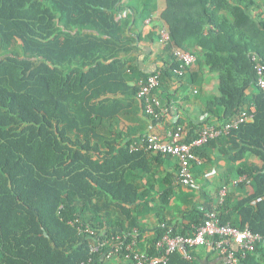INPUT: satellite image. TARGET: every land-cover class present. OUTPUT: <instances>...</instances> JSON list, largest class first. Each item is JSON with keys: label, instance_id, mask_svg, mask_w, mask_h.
<instances>
[{"label": "trees", "instance_id": "trees-1", "mask_svg": "<svg viewBox=\"0 0 264 264\" xmlns=\"http://www.w3.org/2000/svg\"><path fill=\"white\" fill-rule=\"evenodd\" d=\"M156 6L148 38L156 44L154 38L167 32L169 42L158 55V70L143 75L126 58L134 40L124 37L130 23L117 20L123 0H0V264H106L110 247L91 254L90 246L116 237L124 243L112 259L124 264L140 211L149 205L139 201V186L125 174L148 157L157 162L164 156L138 149L146 135L136 141L129 126L118 128L119 118L136 101L144 108L137 83L158 72L151 99L159 102L157 113L166 112L155 93L170 81H183L175 50L190 53L198 68L217 77L219 97L212 104L223 112L215 127L255 108L251 122L194 149L195 156L207 162L206 149L226 140L237 150L233 161L250 153L261 165L238 169L244 181L231 187L217 209L194 208L182 227L164 217L173 187L190 189L176 181L177 171L152 210L158 221L153 238L144 250L135 242L133 250L160 256L155 244L168 231L171 237L191 236L211 211L221 224L247 226L264 237V92L251 61L254 56L264 63V17L249 16L252 0H157ZM129 74H137L134 86L128 85ZM179 126L181 143L190 144L201 132ZM200 248L209 252L206 264H226L214 247ZM198 249L190 251V261L175 252L168 264H202ZM238 264H264V243Z\"/></svg>", "mask_w": 264, "mask_h": 264}, {"label": "crops", "instance_id": "crops-1", "mask_svg": "<svg viewBox=\"0 0 264 264\" xmlns=\"http://www.w3.org/2000/svg\"><path fill=\"white\" fill-rule=\"evenodd\" d=\"M156 2L157 0H123L124 10L117 17V20L124 25L126 22L130 23L125 30L124 37L131 41L134 40L132 44L134 50L126 58L133 61L138 72L143 75H149L158 70L160 67L158 55L165 47L160 39L157 40L153 37L156 44H151L148 38L151 35L149 29L157 22L158 8ZM252 2L254 6L249 9V16L253 19H257V17L261 19L264 17V0H252ZM143 10H147L145 14H142ZM162 59L168 61L167 56L162 57ZM195 64L186 71L181 83H177L176 80L170 81L155 93L159 96L163 109L166 110L162 114L166 118V122L163 120L165 130L172 127L169 119L172 120L173 118L178 121V127H180L179 123L191 127L195 126L198 133L206 125L221 124L219 117L222 115L223 109L217 104H212V101L219 97V81L216 76L208 73L207 68L200 69ZM128 77V85L134 86L137 74L133 76L129 74ZM251 93L252 91L246 92L248 98L251 97ZM123 101L128 102L127 99ZM207 108L211 109V112L208 113ZM144 113V108L142 109L141 104L136 101L132 108H127L122 117L119 118L122 125L118 128L129 126V132L132 138L137 139L136 141L140 139L139 137L149 134L163 136L164 131L158 129V122H154ZM226 142V140L214 141L213 145L205 151L208 161L200 160L199 164L192 166L191 172L200 186L199 191L180 186L173 187V195L164 212L167 222L182 227L183 224H187L186 218L194 208L209 205L212 209H217L218 205L223 202V199L221 200L222 190H226V195L233 185L244 181V177L238 175V169L249 164L261 165L258 158L250 153H246L241 160L233 161L232 157L237 150H230ZM141 163L142 165L133 167V171L125 174V176L128 182L139 186L141 191L139 201L149 204L140 211V225L137 232L139 237L135 241L137 247L144 250L158 228V221L152 210L157 206L160 193L167 190L165 183L172 182L173 177L176 176L178 162L172 157H163L157 162L154 161L153 157H148ZM144 167L147 169L146 172L143 170ZM244 192L240 190L238 194L243 195ZM233 221L236 226L240 225L239 217L234 216ZM246 228L248 227L245 226L243 230ZM195 253L202 264H206L205 260H208L209 252L200 248ZM106 264L120 263L114 258L109 262L106 260Z\"/></svg>", "mask_w": 264, "mask_h": 264}, {"label": "built area", "instance_id": "built-area-1", "mask_svg": "<svg viewBox=\"0 0 264 264\" xmlns=\"http://www.w3.org/2000/svg\"><path fill=\"white\" fill-rule=\"evenodd\" d=\"M160 42L165 45L169 42V34L163 32L161 34ZM177 61L179 62V70L177 74L184 76L186 71L195 64V57L188 52L181 50H175L174 53ZM251 61L254 63V71L257 77V86L264 92V63L258 58L251 57ZM159 75L149 76L146 81L140 80L137 83L138 91L137 98L144 101V110L146 115L151 117L154 122H158L159 130L164 131L163 136L149 134L139 142L138 149H143L146 153L158 154L164 157L175 158L178 162V174L177 182L182 185H186L191 190L199 191L200 186L193 178L191 173L192 164H199L200 160L193 153L194 149L200 148L207 144L209 141L216 138L226 136L231 131L238 129L243 123H249L253 119L254 107L249 109V112H242L240 117L232 122H229L223 126L215 127L214 125H206L201 130L197 139L190 144L181 143V128L176 127L178 121L173 118L169 119L170 125L175 126L174 129H166L163 120L166 122V118L163 117V112L156 111L159 107V102L151 99L152 90L159 86ZM168 122V120H167ZM131 150H137L135 146H131ZM226 190L221 192V200L225 196ZM204 223L198 227L191 236H174L171 237V231H168L156 244V251L160 252V256H148L144 252L134 251L135 237L137 236V229L132 231V242L125 247V257L123 259L124 264H168L171 254L177 252L184 260L190 261L192 259L190 251L192 249H198L205 247L206 249H214L219 255L226 260V264H238V258L241 260L246 258L247 253L252 252L257 243L263 242L264 237L253 234L248 228L239 230L233 227L229 223L221 224L218 215L211 211L205 214ZM90 236L95 235L89 230H85ZM126 238V236H125ZM124 241L120 237L112 238V243L108 241H102L96 245L90 246L91 254H101L106 247L110 249L105 253L104 257L108 261L119 253ZM239 256V257H238ZM81 263V264H89Z\"/></svg>", "mask_w": 264, "mask_h": 264}]
</instances>
